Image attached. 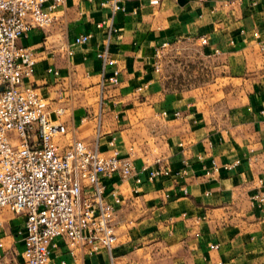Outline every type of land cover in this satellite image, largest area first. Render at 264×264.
<instances>
[{"label":"crops","instance_id":"0c3cea01","mask_svg":"<svg viewBox=\"0 0 264 264\" xmlns=\"http://www.w3.org/2000/svg\"><path fill=\"white\" fill-rule=\"evenodd\" d=\"M100 1L63 0L49 25L18 43L35 57L24 82L64 123L66 140L91 146L99 116L103 154L169 169L152 179L142 172L137 184L133 175L105 181L120 197L116 263L264 264V203L252 198L264 190V0H121L112 15ZM79 33L87 41L72 43ZM172 45L189 56L188 85L171 86L155 53ZM104 46L114 65L103 75L117 67L114 84L95 56ZM22 225L21 214L0 210V264L22 260ZM105 259L103 251L73 257L57 239L47 264Z\"/></svg>","mask_w":264,"mask_h":264},{"label":"built area","instance_id":"2783aa9c","mask_svg":"<svg viewBox=\"0 0 264 264\" xmlns=\"http://www.w3.org/2000/svg\"><path fill=\"white\" fill-rule=\"evenodd\" d=\"M62 1L0 0V210L7 208L23 216L22 260L16 264H47L57 239L73 257L103 251V264H117L112 248L120 197L115 190H107L105 181L113 175H133L137 184L142 172L152 179L167 175L169 169L161 165L135 169L131 153L120 155L111 149L103 154L97 148L99 116L91 146L76 137L66 140L64 123L50 118L44 97L24 82L33 72L35 57L18 39L32 27L49 25ZM100 4L107 6L110 15L125 8L121 0H101ZM88 37L89 33H79L72 43H85ZM95 56L100 59L103 80L116 83L117 67L103 75L105 65H114L106 46ZM157 67L156 61L154 69ZM172 114L177 116L179 111ZM108 143L112 144V138ZM216 169L212 161L205 173ZM252 198L263 204L264 190ZM57 264H64V260Z\"/></svg>","mask_w":264,"mask_h":264},{"label":"rangeland","instance_id":"374dc122","mask_svg":"<svg viewBox=\"0 0 264 264\" xmlns=\"http://www.w3.org/2000/svg\"><path fill=\"white\" fill-rule=\"evenodd\" d=\"M179 53L183 54L184 60L178 61L176 59L175 55H180ZM159 56L162 58L164 72L169 75L167 82L171 86H185L191 82L190 60H188L189 56L185 54L184 49L182 50L175 45L167 46V48L159 50Z\"/></svg>","mask_w":264,"mask_h":264}]
</instances>
